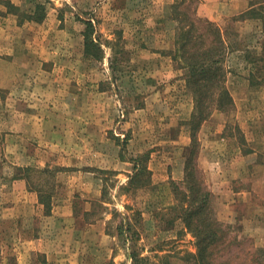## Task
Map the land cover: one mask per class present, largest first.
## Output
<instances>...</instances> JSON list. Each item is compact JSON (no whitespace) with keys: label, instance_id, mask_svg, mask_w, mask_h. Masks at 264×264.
I'll use <instances>...</instances> for the list:
<instances>
[{"label":"rangeland","instance_id":"1","mask_svg":"<svg viewBox=\"0 0 264 264\" xmlns=\"http://www.w3.org/2000/svg\"><path fill=\"white\" fill-rule=\"evenodd\" d=\"M176 1L0 0V15H14L6 23L17 22L18 38L31 40L36 53L31 76L39 87H51L52 100L68 104L41 108L51 121L43 124V134L30 141L27 135L20 138L19 156L4 154L0 264H44V258L52 264H133L128 248L132 241L118 235L123 222L136 230L133 242L147 264H188L184 256L196 252L195 239L174 220L169 208L174 195L169 180H163L169 167L164 162L162 167L159 159L163 154L170 160L171 127L178 120L172 109L185 108V116L187 94L194 99L185 70L174 60L182 13L194 16L193 9L186 12L187 5H198V16L214 22L224 34V85L234 101L229 112L214 109L197 131L199 155L201 137H215L220 122L226 123L232 151L236 144L246 145L243 122L255 137L259 160H264V58L260 60L257 51L262 40L252 36H257L255 26L242 25L233 16L223 31L221 21L219 25L206 16L202 0L185 3L177 17L171 7ZM197 35L194 31V40ZM87 38L93 40L88 46ZM41 68L47 71L44 76ZM232 73L253 74L262 81L249 90ZM26 82L23 85L31 84ZM174 84H185L186 89H174ZM58 132L62 150L55 151L58 141L53 144L43 137ZM123 158L131 161V171L132 164L146 165L149 187L128 185L131 171L119 170ZM199 175L205 181L200 166ZM44 200L51 202L50 211ZM238 211L244 218L229 222L234 244L217 250L223 255L220 260L251 263V253L262 246L244 232L248 205L241 203ZM53 213L57 225L52 229Z\"/></svg>","mask_w":264,"mask_h":264},{"label":"crops","instance_id":"2","mask_svg":"<svg viewBox=\"0 0 264 264\" xmlns=\"http://www.w3.org/2000/svg\"><path fill=\"white\" fill-rule=\"evenodd\" d=\"M253 1L202 0V4L204 11L207 12L206 16L219 23V25H221V21L222 30L225 31L228 28V20L253 8ZM13 16L7 14L5 18L4 15H0V171L4 164L3 157L5 153L9 151L12 156L14 154L19 156L21 149L19 148L20 138H24L27 135V141H30V139L36 138L37 134H43V124H51V121L47 119L49 114L45 112L42 114L39 111L41 108L45 110L57 107L68 108L66 101L59 104V102L51 99L49 92L51 87H39V80L36 81L31 76L29 70L34 65V55L36 53L31 46L29 38H18L16 33L18 23L16 20V23H13L14 20L9 22L12 26L6 23ZM224 23L227 24L225 27L223 26ZM239 23L252 26V29L255 28L252 31L257 36L252 35L251 33L253 32L249 33L257 40H262L261 46L257 50L258 57L261 60L264 58V19L246 18L241 19ZM253 26L255 27L253 28ZM231 39L229 37V41ZM251 42L248 41L247 45H251ZM41 69V76H44L47 71L43 68ZM43 70L45 74H43ZM233 76H238L241 80V86L245 85L249 90H253L254 86L259 84L258 81H262L258 80L259 78L257 77L255 78L253 74L249 75V73L248 75L234 73ZM26 80L31 81V84L26 82L29 85H23ZM33 81H36L37 84L33 85ZM179 85L183 90L186 89L185 84H174L172 87L175 89ZM35 94H37V98L30 100L34 98ZM187 96L189 97L187 115L183 116L185 108L183 109L181 106L177 105L176 108L172 109L175 116H178V120L171 127L170 141L173 144L171 143V155L167 156L170 160L166 161L163 154L159 156V159L161 158L160 165L162 166L165 163L169 167V173L163 180L173 179L177 182H183L185 178L186 159L191 145V130L186 120L189 121L191 119L195 107L194 99L191 98L190 100L189 94ZM235 105L240 107L237 100ZM244 125L241 122L242 129H245L242 133V135L245 134L243 140L248 142L246 145L236 144L232 151L231 146H229L230 137L225 134L226 123L220 122L218 125L219 132L218 130L215 132V137L211 136V140H209V136H206V140L201 137V152L198 160L199 166L205 173V183L213 194L214 205L219 202L217 211L219 218L227 223L237 222L244 218V213L242 215L238 211V206L241 203L248 205L249 211L244 220L248 219L249 225L246 227L248 230H243H245L246 235L254 237L264 247V160H259V150L254 145L255 137L247 132ZM58 134L59 132L51 136L46 134L43 137V140L47 142L53 141V144L58 141L57 145L53 147L55 151L57 149L62 150ZM178 151L179 153L177 154ZM119 165H123L119 170L131 171L127 168L131 165V161H128V159L123 158ZM135 172V164H132L131 177ZM216 199L218 200L217 202ZM54 219H56V215L53 213L50 215L49 220L52 223V229L54 224L57 225ZM188 234L192 235L189 232ZM44 251L47 253L46 250Z\"/></svg>","mask_w":264,"mask_h":264},{"label":"trees","instance_id":"3","mask_svg":"<svg viewBox=\"0 0 264 264\" xmlns=\"http://www.w3.org/2000/svg\"><path fill=\"white\" fill-rule=\"evenodd\" d=\"M197 0H177L172 4V11L181 16L180 8L187 2ZM253 8L235 16L234 19L261 18L264 19V0H254ZM256 5H258L256 7ZM198 6V5H197ZM187 5L186 12L179 20L177 33V52L174 60L180 61V67L185 70L187 87L194 95V112L188 124L191 127L192 142L187 154L185 178L183 182L170 179V187L174 195V203L170 209L174 220L184 226V230L191 233L195 239L196 252H186L184 259L188 264H264V247L253 251L251 263L238 261L232 263L231 259L220 260L223 255L218 253V247L234 244L235 238L231 236L230 224L221 220L215 209L213 194L207 187L204 179L199 175V141L197 131L204 121L212 114L214 109L229 112L233 108V98L224 85L225 83V45L224 34L212 21L198 16V7ZM198 31L197 40L193 33ZM211 36V40H210ZM93 40L87 38L85 44ZM211 41L210 43H208ZM136 172L130 178L128 185L135 187H149L152 183L150 172L146 165L137 162ZM144 177V179H143ZM51 196V194H50ZM42 200V199H41ZM45 208L50 211L51 202L43 201ZM48 213V212H47ZM50 213V212H49ZM139 222V217L136 218ZM127 231H129L128 234ZM133 232V235H132ZM118 235L124 236L129 244L133 264H147L145 258L140 256L136 248L134 236L137 235L130 225H118ZM136 238V237H135ZM44 264H52L44 258Z\"/></svg>","mask_w":264,"mask_h":264}]
</instances>
